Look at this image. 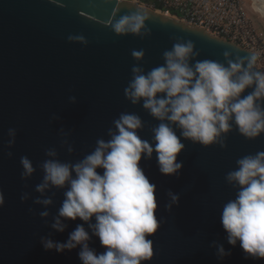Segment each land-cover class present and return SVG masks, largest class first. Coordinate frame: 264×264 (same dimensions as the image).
I'll return each instance as SVG.
<instances>
[{
  "label": "water",
  "instance_id": "95a60500",
  "mask_svg": "<svg viewBox=\"0 0 264 264\" xmlns=\"http://www.w3.org/2000/svg\"><path fill=\"white\" fill-rule=\"evenodd\" d=\"M137 8L149 12L145 24L150 34L115 33L116 21ZM69 36H83L86 43L70 41ZM188 41L193 43V65L215 60L227 66L237 56L255 53L127 0H0V192L4 196L0 264H82L79 246L58 253L42 244L49 239L67 241L78 224L89 231V247L97 253L105 251L79 219L65 221L62 233L52 227L66 188L50 185L43 194L36 191L43 183L42 165L52 158L46 153L55 150L61 162L82 160L95 150L98 140L110 139L109 132L116 131L114 121L122 113L141 118L137 135L154 146L153 128L160 122L143 108V101L133 105L124 90L133 66L147 72L164 63L163 53L174 44ZM134 50H143V57L137 60ZM225 52L230 55L225 57ZM173 127L185 145L177 158L183 163L181 170L173 176L161 174L155 151L140 162L156 186L160 223L157 233L148 237L153 240V258L142 264H264L246 259L239 242L230 246L221 224L223 206L237 193L226 176L236 169L238 159L264 151V134L248 140L233 126L222 134L223 146L219 142L203 146L184 139L181 130ZM10 128L16 130L11 147ZM22 156L33 164L29 177L21 176ZM169 193L178 196L176 203ZM46 198L52 200L47 207L35 203ZM44 211L47 217L40 215ZM220 245L229 256H219Z\"/></svg>",
  "mask_w": 264,
  "mask_h": 264
},
{
  "label": "clouds",
  "instance_id": "9594fccd",
  "mask_svg": "<svg viewBox=\"0 0 264 264\" xmlns=\"http://www.w3.org/2000/svg\"><path fill=\"white\" fill-rule=\"evenodd\" d=\"M149 19V12L137 8L121 16L113 30L120 35H141L142 30L150 34L145 24ZM68 39L86 43L83 36ZM132 54L139 60L144 52L134 50ZM193 55L191 41L176 43L163 53V64L147 72L139 66L132 68L125 96L133 105L143 101V108L160 122L153 128L154 146L137 135L142 128L141 118L134 113H122L114 121L116 131L109 132L110 139L98 140L95 150L82 160L61 162L55 158V150L47 151L46 155L52 158L42 165L43 183L36 186V191L43 194L50 185L66 188L52 227L62 233L65 221L79 219L88 224L105 251L97 253L89 247L91 236L82 224L69 233L65 242L42 240L45 250L62 253L79 246L82 264L150 261L153 240L148 237L157 233L160 223L156 216V186L140 167L142 156L151 158L155 151L160 173L173 176L183 166L177 158L185 147L173 126L181 130L184 139L203 146L218 142L223 146L222 134L230 132L233 126L248 140L264 134V71L256 67L259 55L237 56L227 66L215 60H200L193 65ZM224 55L228 57L230 53ZM248 89L251 91L244 95ZM70 99L75 102V97ZM8 135L12 138L11 147L16 130L10 128ZM20 163L24 169L22 178L31 176L32 162L22 156ZM236 164L226 180L237 193L235 199L223 206L221 224L230 246L239 242L246 259L264 260V151L246 155ZM97 169H102V174ZM169 195L173 203L178 201L177 195ZM35 203L47 207L52 200L37 199ZM3 205L0 192V207ZM40 215L47 217L49 213L44 211ZM218 254L223 258L230 252L220 245Z\"/></svg>",
  "mask_w": 264,
  "mask_h": 264
},
{
  "label": "built area",
  "instance_id": "2783aa9c",
  "mask_svg": "<svg viewBox=\"0 0 264 264\" xmlns=\"http://www.w3.org/2000/svg\"><path fill=\"white\" fill-rule=\"evenodd\" d=\"M137 5H149V9L161 7L162 15L205 29L209 33L227 39L254 51L259 60L264 56V46L247 30V13L244 0H127ZM257 11L264 0H250ZM258 60V61H259Z\"/></svg>",
  "mask_w": 264,
  "mask_h": 264
},
{
  "label": "rangeland",
  "instance_id": "374dc122",
  "mask_svg": "<svg viewBox=\"0 0 264 264\" xmlns=\"http://www.w3.org/2000/svg\"><path fill=\"white\" fill-rule=\"evenodd\" d=\"M135 4V3H134ZM252 3L250 0H244V7L245 11L247 13V24L246 28L247 30L251 31L253 34V37H255L263 46H264V5L260 8H258L257 11H255L252 8ZM262 4H264L262 2ZM144 8L149 9V5H139ZM156 13L164 14L163 9L161 7H155L154 9H150ZM257 67L259 70L264 71V56L258 61Z\"/></svg>",
  "mask_w": 264,
  "mask_h": 264
}]
</instances>
